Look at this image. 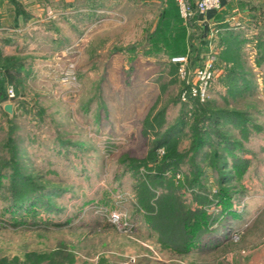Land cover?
<instances>
[{"label": "rangeland", "instance_id": "obj_1", "mask_svg": "<svg viewBox=\"0 0 264 264\" xmlns=\"http://www.w3.org/2000/svg\"><path fill=\"white\" fill-rule=\"evenodd\" d=\"M117 17L74 23L61 50L62 36L41 27L0 50V169L17 152L20 175L50 193L46 211L13 226L2 177L0 264H264V22L235 40L219 24L204 35L192 18L146 28ZM208 64L203 100H181ZM11 65L18 83L3 85ZM219 110L245 127L205 119L209 141L195 157L194 122ZM169 129L181 166L158 183L166 148L154 144ZM163 194L207 212L204 246L171 251L154 216Z\"/></svg>", "mask_w": 264, "mask_h": 264}, {"label": "crops", "instance_id": "obj_2", "mask_svg": "<svg viewBox=\"0 0 264 264\" xmlns=\"http://www.w3.org/2000/svg\"><path fill=\"white\" fill-rule=\"evenodd\" d=\"M188 1L192 6L197 2ZM220 4L219 11L208 12L204 17L195 15L190 23L200 27L204 35L208 36L212 31V24L223 25L222 27L226 28L223 31L225 36H246L245 32L250 29L256 31V25L260 21L264 22V0H220ZM109 12L117 15L119 19L123 18L125 23L139 21L144 26L147 24L146 28H149L152 22L183 23L175 0H0V50L2 47L6 49L11 46L13 50H18L17 38H38L36 31H39L40 27L43 33L51 31L53 38L62 36L63 42L58 44V48L55 47L61 50L66 46L64 42L69 38L71 25L79 24L80 30H83L87 23L106 20L105 14ZM119 19L116 21L121 23ZM47 24L49 26H46ZM212 249L214 251V248ZM224 261L222 264L256 262L233 256L225 257Z\"/></svg>", "mask_w": 264, "mask_h": 264}, {"label": "trees", "instance_id": "obj_3", "mask_svg": "<svg viewBox=\"0 0 264 264\" xmlns=\"http://www.w3.org/2000/svg\"><path fill=\"white\" fill-rule=\"evenodd\" d=\"M237 36L228 34L226 35V39L233 38L236 40ZM238 43L240 42H237V45ZM221 44L225 45V42L223 41ZM3 73L5 80L2 81V84L3 82L13 85L18 83L16 81L17 72L14 71V67L12 65L7 67L5 66L3 68ZM190 99L192 100L193 97H190L188 100ZM3 114L6 115L5 112H3ZM205 114L206 115H204L203 118H199L193 124V127L195 128V136H193V141H195L193 146L195 157L209 141L205 128H201V123H203L205 119L210 121V129L217 123H220V125L233 123L236 127H245L244 125L246 120L242 116H238L236 118V116L234 117L230 113L221 110ZM221 118H223L222 122L219 121ZM171 131L172 129L167 130L154 144L155 147L164 146V148H166V152L164 151V155L161 160H159L156 168L157 176L154 179L158 181V183L164 182V179L157 177H161L166 171H173L174 174L175 170L181 166V154L176 150L175 144L169 143L167 140L168 135L172 134ZM154 160H156V158L152 156L151 161ZM19 163L20 160L18 158V154L15 152L14 155L12 154L9 161H6L0 169V187L2 186L1 179L3 176L6 177V175H9L11 180V192L8 199L9 205L5 208L4 215H9L13 226L22 222V219H27V217L34 219L37 213L40 212L39 207L42 208L43 211H46L47 207L44 206L50 196L48 189L42 185L36 184L34 178L23 177L20 175V168L18 166ZM191 167L194 168V170H197L198 168L196 165H192ZM142 183L145 185V188L147 184H145L144 181ZM219 193L226 194L227 189H220ZM164 194L158 200V207L154 216H158L160 219V221L158 219L157 222L160 225V230L164 231L165 235L171 240L173 239L170 242V247H174V250L171 251L179 254L182 253L181 251H184L183 247L186 246H190L187 248L186 252L191 251V249H197L204 246V241H202L204 236L201 234L207 233L206 231L208 230L207 226L210 219L207 212L199 207L191 208L189 206L190 204L181 203L177 196L172 197L165 195L164 197ZM229 202L230 200L228 199L226 203ZM31 213H33V215H31ZM161 223H163V225H161ZM164 225L165 228L163 227ZM175 235H179V238H172ZM180 240L182 245L178 244V241ZM168 247L169 246H167V249H169Z\"/></svg>", "mask_w": 264, "mask_h": 264}, {"label": "built area", "instance_id": "obj_4", "mask_svg": "<svg viewBox=\"0 0 264 264\" xmlns=\"http://www.w3.org/2000/svg\"><path fill=\"white\" fill-rule=\"evenodd\" d=\"M179 9L180 17L184 22H188L195 15L204 17L208 12L219 11L221 9L220 0H197L195 6H191L188 0H175ZM210 65H206L203 69L195 72V81L198 84L197 89H192L190 93L184 92L181 100L187 101L188 98H198L203 100L204 91L211 77ZM7 96L9 100L14 99L11 89L8 90Z\"/></svg>", "mask_w": 264, "mask_h": 264}, {"label": "water", "instance_id": "obj_5", "mask_svg": "<svg viewBox=\"0 0 264 264\" xmlns=\"http://www.w3.org/2000/svg\"><path fill=\"white\" fill-rule=\"evenodd\" d=\"M3 111H4L5 113H7V114H10L11 111H12V106H11L10 104H6V105H4V107H3Z\"/></svg>", "mask_w": 264, "mask_h": 264}]
</instances>
